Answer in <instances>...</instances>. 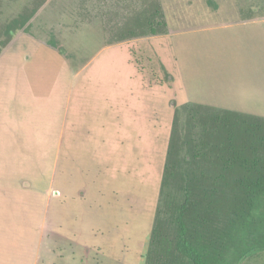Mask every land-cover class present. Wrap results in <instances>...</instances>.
Instances as JSON below:
<instances>
[{
  "label": "rangeland",
  "instance_id": "obj_1",
  "mask_svg": "<svg viewBox=\"0 0 264 264\" xmlns=\"http://www.w3.org/2000/svg\"><path fill=\"white\" fill-rule=\"evenodd\" d=\"M129 1L0 0V79L29 88L22 131L54 192L42 215L5 209L0 264H145L174 117L184 127L181 106L237 84L244 67L264 77V24L238 23L264 19V0H159L164 36L108 47L130 7H149Z\"/></svg>",
  "mask_w": 264,
  "mask_h": 264
},
{
  "label": "trees",
  "instance_id": "obj_2",
  "mask_svg": "<svg viewBox=\"0 0 264 264\" xmlns=\"http://www.w3.org/2000/svg\"><path fill=\"white\" fill-rule=\"evenodd\" d=\"M129 2L149 7H130L108 47L167 32L159 0ZM32 18L14 20L9 35L28 32ZM181 109L186 123L176 114L145 264H243L264 253V118L192 103Z\"/></svg>",
  "mask_w": 264,
  "mask_h": 264
},
{
  "label": "crops",
  "instance_id": "obj_3",
  "mask_svg": "<svg viewBox=\"0 0 264 264\" xmlns=\"http://www.w3.org/2000/svg\"><path fill=\"white\" fill-rule=\"evenodd\" d=\"M238 23L264 24V19H243ZM136 68L144 72V69L138 66ZM7 71L11 73L10 70ZM262 73L261 69L244 67L239 72L237 84L232 79H226L227 81L223 79V84L219 90L214 91L213 96H201L203 99L196 96L189 103L264 118V77ZM145 81L150 85L146 79ZM28 92L29 88L17 75H7L0 79V203H3V205L0 204V217L6 216V212H14L15 209L24 211L22 203L25 207H32L29 211H38L42 215L54 197L52 185L48 188L45 182L37 179L38 150L35 141L32 143V134L22 131V123L27 119L25 117L33 118L32 115L22 114L24 107L25 110L29 109L26 106L22 107L23 103L29 99ZM63 97L62 100H64ZM66 100L65 106L62 103L61 112L64 113L63 110L67 107L68 115L69 94ZM65 135L68 136L66 130L62 133V140ZM49 154L52 163V152ZM47 156L48 153H46V160Z\"/></svg>",
  "mask_w": 264,
  "mask_h": 264
}]
</instances>
